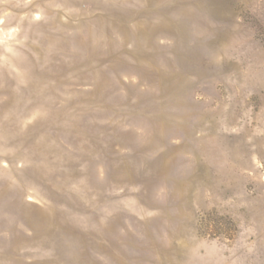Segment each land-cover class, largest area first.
I'll list each match as a JSON object with an SVG mask.
<instances>
[{
  "label": "rangeland",
  "instance_id": "374dc122",
  "mask_svg": "<svg viewBox=\"0 0 264 264\" xmlns=\"http://www.w3.org/2000/svg\"><path fill=\"white\" fill-rule=\"evenodd\" d=\"M0 264H264V0H0Z\"/></svg>",
  "mask_w": 264,
  "mask_h": 264
}]
</instances>
